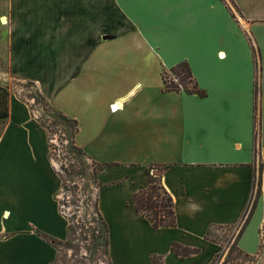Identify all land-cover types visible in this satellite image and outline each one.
<instances>
[{
  "label": "crops",
  "instance_id": "obj_1",
  "mask_svg": "<svg viewBox=\"0 0 264 264\" xmlns=\"http://www.w3.org/2000/svg\"><path fill=\"white\" fill-rule=\"evenodd\" d=\"M180 62L205 97L164 92ZM12 77L75 120V144L101 166L109 264H214L234 228L232 245L264 264V0H0V264H58L61 182ZM149 166L173 228L132 205Z\"/></svg>",
  "mask_w": 264,
  "mask_h": 264
},
{
  "label": "trees",
  "instance_id": "obj_2",
  "mask_svg": "<svg viewBox=\"0 0 264 264\" xmlns=\"http://www.w3.org/2000/svg\"><path fill=\"white\" fill-rule=\"evenodd\" d=\"M171 75V78L168 77ZM163 80V90L164 92H184L189 95H195L198 98L205 97V93L198 88V84L194 79L190 67L187 62H180L170 68L168 72H164L162 75ZM27 87H32L33 83L30 81H25ZM33 94L36 96L38 103H40L44 108V115L48 117L50 125L54 127H60L66 137L68 138L67 151L73 156L74 161L69 165V175L73 176H88V164L86 153L75 145L74 137L78 131V124L75 120L66 117L61 112L53 109L47 104L42 94L38 89L34 88ZM93 170L91 176L96 180L98 186L100 184L97 182L98 173L101 170V166L95 162L91 163ZM148 185L146 188L139 190L133 195L132 205L136 212L140 213L154 229L159 228H173L176 226L174 205L171 196L166 192L161 184L159 176H154L148 174L147 172ZM98 220L94 219L95 228L92 230V242L95 251L102 249L103 254L108 258V229L107 225L101 218L97 206L96 209ZM224 228V227H223ZM222 228V229H223ZM226 229V228H224ZM215 229L207 232L206 237L211 241L213 239V233ZM46 238L45 236H42ZM69 238V237H68ZM68 240V239H67ZM63 242L56 241L55 246L61 245ZM171 251L174 252L180 258H185L187 256L196 254L197 249H191L183 247L178 243H173L171 246ZM235 253L237 256H241L239 248L235 244L232 245L229 250L228 255ZM244 256V255H242ZM247 257V256H244ZM109 263V258L107 260Z\"/></svg>",
  "mask_w": 264,
  "mask_h": 264
},
{
  "label": "rangeland",
  "instance_id": "obj_3",
  "mask_svg": "<svg viewBox=\"0 0 264 264\" xmlns=\"http://www.w3.org/2000/svg\"><path fill=\"white\" fill-rule=\"evenodd\" d=\"M232 10L235 11V14L237 11L233 6H231ZM168 77L171 78V75L168 74ZM13 78V77H12ZM11 84V92L12 90H16L17 92H20L24 96H28V94H31V91L25 84H17L15 81L10 82ZM34 97L35 104L38 102ZM38 106H41L40 104H37ZM42 113V111H41ZM67 117V116H66ZM57 134V133H56ZM52 135H55L54 131L52 132ZM58 135V134H57ZM59 138V136H58ZM60 138H63L61 135ZM57 143L60 144V141L58 139ZM66 145V140L63 139V146ZM77 146V145H76ZM63 154H61V157L65 156L66 158V151L63 148ZM86 153V151H84ZM55 154V153H54ZM55 157V156H54ZM65 158L63 161L61 160H56V165L61 166V164L65 163ZM67 160V158H66ZM63 162V163H62ZM161 171V168L158 166H149L147 172L148 174H152L154 176H158ZM146 172V173H147ZM65 177V178H64ZM62 176V181L63 185L67 186V188H71L75 194L72 193L71 195V200H73L71 205H68L66 202V196L62 195L61 200L64 201L65 208L67 209V214L70 217V225L67 227V233H68V240L61 245L57 246V262L58 264H108L107 260L108 258L103 254L102 249H99L92 253L94 250L93 247V242H92V230L95 227H91L90 225L87 224L86 219L89 218L87 215L88 207L87 204H92V200L94 199L95 196V191L93 187L94 179L91 176L90 177H85V181L78 179L74 182L69 183V179H66V176ZM95 185L97 183L95 182ZM93 188V189H92ZM81 193V194H77ZM69 195V192H68ZM79 196H82L80 201ZM68 206V207H67ZM83 206V207H82ZM84 208V210H83ZM87 209V210H86ZM65 210V209H64ZM74 213V214H73ZM92 216V215H91ZM90 216V217H91ZM232 245L228 247L230 250ZM228 250V253H229ZM223 255L219 261L221 264H250L251 259L248 257L244 256H237L235 253L231 254L230 256L228 255ZM157 261L154 260V263Z\"/></svg>",
  "mask_w": 264,
  "mask_h": 264
},
{
  "label": "built area",
  "instance_id": "obj_4",
  "mask_svg": "<svg viewBox=\"0 0 264 264\" xmlns=\"http://www.w3.org/2000/svg\"><path fill=\"white\" fill-rule=\"evenodd\" d=\"M13 81H15L17 84H22V85L26 83L25 81H22L21 79H18V78H15V77L12 78V82ZM27 88H29L30 91H31V94L29 93L28 96H24L20 92H17L16 90H14V91L12 90V92H13L14 95L18 96L20 99L25 101L26 105L28 106V108L30 110L32 118L37 120L39 122V124L42 125V127L46 130V133H47V145H48V151H49L50 159H51V162H52V167H53L55 173L57 174V176L59 177L60 182H61L60 190H59V192L57 194V202H58L59 212H60V214L62 216H64V218H66L68 226H69L70 225V222H69L70 221V219H69L70 217L68 216L67 209L65 208V205H64L65 204L64 203L65 200H61V196L65 195L66 196V200H67V202L66 201L65 202L68 205H71L72 202H73V200H71V198H72L71 194L72 193L75 194L76 192H74L71 188L70 189L67 188L66 185L65 186L63 185L62 176L63 177L66 176V179L67 178L69 179V183H70V181L74 182V181H76L78 179H81V180L85 181V177L86 176L82 177V176L76 175V176L71 177L69 175V165H70L71 162L74 161V159H73V156L67 151L68 138L66 137L64 131L60 127H54V126L50 125V121L48 120V117L44 115L43 106L40 103H38V102H36V103L40 104L41 106H38L37 104H35L34 97H33L34 96L33 92H34V88L35 89H38V88H36L34 83H33L32 87H27ZM35 98H36V96H35ZM112 110H116V107L112 106ZM41 111H42V113H41ZM53 131H54L55 135H52ZM61 135L63 136V138H60ZM58 136H59V138H58ZM58 139L60 141V144L57 143ZM63 139L66 140V145L65 146H63ZM74 143H75V141H74ZM63 148L66 151L67 160H66L65 156L61 157V154H63V150H62ZM64 158H65V163L62 162L63 164H61V166H57L56 165V163H57L56 160L63 161ZM92 162L93 161L87 155V164H88V173H89L87 177H90V178H91V174H92V170H93V167L91 165ZM95 182H96V180L94 179V182L92 181V183L94 184L93 187H94V191H95L94 199L92 200V204H87V206H86V207H88L87 215L88 216L92 215L91 217L89 216V218L86 219L87 224L90 225L91 227H95L96 223L94 222V219L98 220L97 211L95 209H96V206H97V191H98V187L99 186H98V184L95 185ZM68 192H69V195H68ZM77 194H81V193H77ZM79 198H80V201L83 202V200H81L82 196H79ZM83 210H84V208H83ZM237 232H238V228H234V230H231L230 233H228V235H227L229 239L226 238L228 240V242L226 243V246H225L226 249H227L226 255H227L228 250H229L228 247H230L232 245ZM261 244H262V249L264 250V229H262V243ZM257 258H259V257H257ZM219 259L214 264H221ZM250 259H251V263L250 264H257L256 263L257 260L255 258H251L250 257Z\"/></svg>",
  "mask_w": 264,
  "mask_h": 264
}]
</instances>
